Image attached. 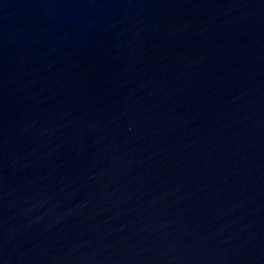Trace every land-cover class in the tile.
<instances>
[{
    "label": "water",
    "instance_id": "obj_1",
    "mask_svg": "<svg viewBox=\"0 0 264 264\" xmlns=\"http://www.w3.org/2000/svg\"><path fill=\"white\" fill-rule=\"evenodd\" d=\"M0 264H264V0H0Z\"/></svg>",
    "mask_w": 264,
    "mask_h": 264
}]
</instances>
